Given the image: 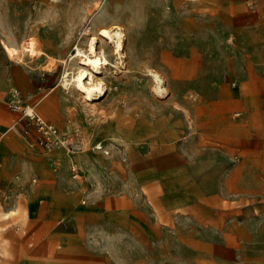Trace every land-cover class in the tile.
<instances>
[{"label":"rangeland","instance_id":"1","mask_svg":"<svg viewBox=\"0 0 264 264\" xmlns=\"http://www.w3.org/2000/svg\"><path fill=\"white\" fill-rule=\"evenodd\" d=\"M109 25L124 62L87 102L62 73ZM0 55L29 72L5 107L37 103L84 146L48 152L28 120L0 140V182L16 181L0 264H264V0H0ZM11 156L32 168L10 171ZM33 177L42 192L25 190Z\"/></svg>","mask_w":264,"mask_h":264},{"label":"bare ground","instance_id":"2","mask_svg":"<svg viewBox=\"0 0 264 264\" xmlns=\"http://www.w3.org/2000/svg\"><path fill=\"white\" fill-rule=\"evenodd\" d=\"M124 37L125 34L119 25H109L101 27L93 33L87 39L85 48L77 44L74 47V54L69 56L70 61H78L77 66L74 69H66L62 73L61 84L64 89H69L72 85L87 102L95 101L106 95L108 93L106 82L99 75L104 74L103 70L110 69L108 65L123 64L125 58ZM110 56L114 57L115 61H111ZM148 75L154 91L158 95L163 94L166 89L162 77L154 71H150ZM4 230L5 228L0 226V232ZM5 252L0 248V255H5Z\"/></svg>","mask_w":264,"mask_h":264},{"label":"crops","instance_id":"3","mask_svg":"<svg viewBox=\"0 0 264 264\" xmlns=\"http://www.w3.org/2000/svg\"><path fill=\"white\" fill-rule=\"evenodd\" d=\"M7 57L11 61H13L9 56H7ZM21 73L28 76L29 72L27 70H25V68L13 70L12 65L8 62V60L0 55V126H2V125L5 126L6 124L11 123L10 126L8 127L7 131H5L3 137L8 134V132L12 129L11 126H13V123H15L18 119V115H15L10 110H8L5 107V105L14 97V95H12V92H11L12 88L20 86V82H19V80H17L16 77H17V75L20 77ZM37 105L38 104L36 103V104L31 105V106H34L35 111L37 112L38 115H40L38 113V111L36 110ZM237 113H240L239 115H241V114H243V110L235 111V114H237ZM41 117L44 118L43 116H41ZM45 120H47V119H45ZM47 121H49V120H47ZM49 122H51V121H49ZM12 145H13V142L10 141L8 136H7V138L1 143V146H0L1 147L0 148V158L7 155L10 152V150L13 148ZM9 161H10V171L14 170V167L16 165H18L24 171L32 168L31 163H28V161L26 159H22L18 162L17 156H11ZM15 163H16V165H15ZM0 166H1V162H0ZM33 178H36V177H33ZM33 178H31V179H33ZM29 182H28V184H29ZM15 184H16L15 180L11 181V182H6V181L0 182V188H1L0 201L5 207L11 206V204H13V200L10 197L11 196L10 193L12 192V189L15 186ZM31 190L32 191L37 190L39 192H42L43 191L42 183L37 179V184L35 186H32L29 191H31ZM33 194H34L33 195L34 198L31 196L32 200L37 199V197L40 194L45 195V193H38V192L33 193ZM35 194H36V197H35ZM40 202H43V199H41ZM33 209H34V205H33V203H30L26 209L22 210V215L24 217L28 216ZM11 212H13V211H11ZM5 225H6L5 223L0 224V226L5 228L4 231H6V229H7V226H5ZM4 231L0 232V241L3 242V243L0 242V248L6 252H5V255H0V257H6L9 255V251H7V250H9L8 249L9 248V246H8L9 240L7 238L5 239V237H3ZM31 245H32V242L29 243V246H31ZM6 247H7V249H6ZM58 247H60V246H58Z\"/></svg>","mask_w":264,"mask_h":264},{"label":"built area","instance_id":"4","mask_svg":"<svg viewBox=\"0 0 264 264\" xmlns=\"http://www.w3.org/2000/svg\"><path fill=\"white\" fill-rule=\"evenodd\" d=\"M11 110L16 111L18 113V119L15 122H21L22 120H28L30 123H34L35 129L38 132V140L39 143L46 149L48 152H54V150L62 151L66 156H74L80 154L84 151V146L78 141L67 138L65 136L59 135L57 127L42 118L35 111L34 106L30 105H18L12 104L10 105ZM237 113L236 115H239ZM13 124V126L15 125ZM11 126V128H13ZM5 132L0 131V140L2 139ZM92 150L96 151H104L105 154H108L107 150H104L103 145L100 143H96L92 146ZM73 178L78 176L79 165L76 161H73L69 168ZM37 184V179L33 178L30 180L29 184L25 186V190L29 191L32 186Z\"/></svg>","mask_w":264,"mask_h":264}]
</instances>
